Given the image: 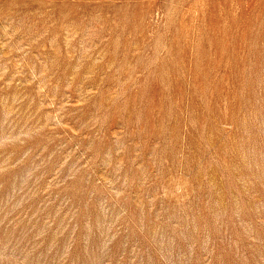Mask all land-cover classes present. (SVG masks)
Instances as JSON below:
<instances>
[{"label": "rangeland", "instance_id": "rangeland-1", "mask_svg": "<svg viewBox=\"0 0 264 264\" xmlns=\"http://www.w3.org/2000/svg\"><path fill=\"white\" fill-rule=\"evenodd\" d=\"M0 264H264V0H0Z\"/></svg>", "mask_w": 264, "mask_h": 264}]
</instances>
